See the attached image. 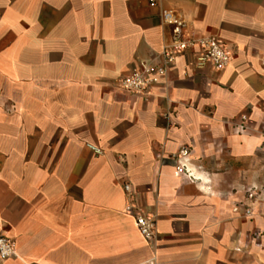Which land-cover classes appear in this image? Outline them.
Segmentation results:
<instances>
[{
    "label": "crops",
    "instance_id": "1",
    "mask_svg": "<svg viewBox=\"0 0 264 264\" xmlns=\"http://www.w3.org/2000/svg\"><path fill=\"white\" fill-rule=\"evenodd\" d=\"M163 9L230 64L189 51L120 90L170 40ZM0 234V264H264V0H0Z\"/></svg>",
    "mask_w": 264,
    "mask_h": 264
},
{
    "label": "built area",
    "instance_id": "2",
    "mask_svg": "<svg viewBox=\"0 0 264 264\" xmlns=\"http://www.w3.org/2000/svg\"><path fill=\"white\" fill-rule=\"evenodd\" d=\"M151 6H156L159 0H148ZM162 23L171 27L170 40L164 45L162 51L150 62H142L139 68L131 74L122 77L118 81V88L138 96H146L165 79L178 59L189 51H198L196 67L202 69L207 65H212L216 70H223L230 62L231 58L225 47L216 36L190 35L187 23L179 18L173 10H162ZM169 117V115H168ZM190 152L188 148H182L174 157L187 159ZM177 172L191 175L186 165L178 164ZM130 186L126 185L125 190L130 192ZM249 197L253 198L254 193L250 192ZM130 208L133 206L130 204ZM247 213H250L247 212ZM137 226L142 236L148 241L157 238L156 222L143 212L136 214ZM16 254V244L12 238L0 234V260H7Z\"/></svg>",
    "mask_w": 264,
    "mask_h": 264
}]
</instances>
